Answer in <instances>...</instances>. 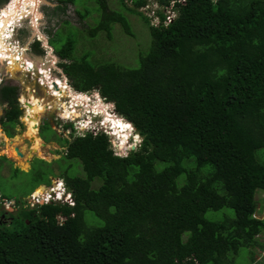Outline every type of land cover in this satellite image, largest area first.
<instances>
[{"label":"trees","instance_id":"16d2710c","mask_svg":"<svg viewBox=\"0 0 264 264\" xmlns=\"http://www.w3.org/2000/svg\"><path fill=\"white\" fill-rule=\"evenodd\" d=\"M95 1L89 35L110 36L115 22L133 34L123 12ZM131 1L120 3L150 32L138 66L75 58L72 36L61 42L54 32L50 42L70 84L111 101L141 141L120 155L104 132L68 140L51 128L84 176L60 173L72 204L27 206L0 221V264H234L240 249L264 248V217L254 215L264 191V0ZM151 1L174 15L157 9L152 22L140 9ZM17 89L0 86L7 136L22 115ZM224 207L235 215L205 216Z\"/></svg>","mask_w":264,"mask_h":264},{"label":"rangeland","instance_id":"374dc122","mask_svg":"<svg viewBox=\"0 0 264 264\" xmlns=\"http://www.w3.org/2000/svg\"><path fill=\"white\" fill-rule=\"evenodd\" d=\"M49 1L58 2L60 5L54 8L51 12V7H49V5L43 4L40 7L43 18L39 23V25L41 24L39 29L41 33L44 34L42 29L43 26H45V32L49 37L52 36L54 32H57V36L61 39V42L69 38V36H72L75 41V49L73 50V57L75 58H80L83 54L88 53V60L94 65L111 61L116 62L123 67H136L139 65L140 56L145 54L149 48L150 32L148 27L142 21L139 15L127 11L121 5L120 0H106V2L110 10L123 12L127 16L131 30L133 32L132 35L125 33L118 22L112 24L110 30L111 37L108 36L107 32L104 30L98 31L94 36L89 35L86 29L95 25L98 20V13L94 11L95 7L97 6L95 0H75L74 4H63L60 2L61 0ZM124 1L127 6L132 7L133 4L131 0ZM2 5H4L3 2L0 3V7ZM86 8H88L90 11L89 15L83 19L79 18L77 10L83 11ZM140 9L145 15L152 17L151 21L156 23L158 21L155 14L157 9L163 10L166 14L172 13L169 10V7L165 9L153 1ZM47 11H49L50 15L47 13ZM171 15L173 16L174 14L172 13ZM65 20H68L70 24L67 25V22H63ZM23 25L24 29L17 35L20 40L22 39V43H25L29 38V28L27 26V22L23 23ZM72 25L80 29H75ZM81 29H84V31ZM9 31L10 30L6 32V36L9 35ZM61 42H59L57 45H60ZM8 52L10 51L8 50ZM27 53L29 58H35L37 60L38 56H43L34 50H30ZM0 57L2 61L3 58L9 57V54L4 57V52L0 50ZM42 61H44L45 65H47L46 59H39L35 64L41 63ZM36 66H39V64ZM11 67L15 68L10 70L9 68ZM39 73L40 70H34L29 73L22 72L21 68H19L15 61H12V64L9 62V60L8 62L4 61L3 64H0V78L2 80L1 85L15 84L18 87V100L26 107L23 109L24 115L19 118L20 120H23V124H16L14 126V133L12 136L6 135L4 128L0 123V157L5 156L7 158L6 160L0 158V195H2V197H0V210L3 209L4 211L8 212L12 211L14 216L17 215V213L21 210H17L19 207L13 206L12 203L15 201L21 202V200L24 203L26 198L28 196L30 197L28 194L33 188L37 186L36 191H39L41 188V186H39L40 183H50V176L60 177L61 171L65 169H67L71 175L84 176L81 161L78 158H64L62 155L64 149L66 148V141H57L54 138L52 132L54 130L62 138H66L68 140H71L73 135L82 134L86 126L82 128H76L75 125L73 127H64L65 124L74 122H65L57 117V114H60L63 108L61 107V104L69 106L72 103V105H77V109H80V113L76 109L72 112L68 109L67 115V117L76 118V116L83 114V112H87L86 107L84 105H80V101H82L86 95L89 99L88 102H90L94 97H96L94 101H96L98 98V93H96V91L79 92L71 86L69 80L61 81L63 75L54 67L51 68V74L53 77L50 76L49 79H46L44 74L45 78L40 77L41 84L37 82L36 77ZM33 75L34 77H32ZM53 78L60 80L58 82L59 87L57 91L59 92V90H65L64 92L59 93L60 97H58L59 94L55 96L54 89L49 88L51 85H47V81ZM66 83L68 84L73 95L67 94ZM55 97H58V101L54 100ZM72 98L76 101H73ZM3 106L4 104L0 103V117L4 111ZM109 111L112 110H108V112ZM32 118V121L36 123V132L33 134L30 132ZM108 119L113 122L112 114L108 115ZM91 120L92 122L87 126L86 129H89L94 125L99 126L98 122H95L93 117H91ZM38 122L39 130L37 131ZM20 129H23L22 133H19ZM132 130L134 131L133 127ZM132 130L128 133V135L132 132ZM35 139H40L41 141L43 140L46 143L42 144V148L45 153L44 155H38L35 153ZM140 141L141 136H139L137 133L131 136L128 141L125 139V142L123 143L121 140L116 141L113 144L114 150L116 151L115 153L124 155L129 149H131V146H134V148L137 147ZM15 146H18L22 152L26 154H24L22 158H31L32 161L30 163H23L24 159L22 160L21 157H18L15 154L13 149ZM56 150L59 151V153H57ZM39 159H44L45 161L49 162L47 165L44 164L47 166V168L42 165V162H40ZM14 167L19 168L21 171L14 173ZM219 191L222 192V189L219 188ZM255 195L257 201H259L257 206L260 204L264 205V191H257ZM8 198L9 200H5ZM27 201L31 202L33 206L35 205L33 200L27 198ZM260 208L263 209V206H260ZM259 211L260 212L256 213V216H262L263 218L264 213L262 210ZM11 214L12 213H6V217L10 216ZM86 215L89 217L92 216L90 212H87ZM224 215L234 216L235 213L233 209L228 207L218 210H208L205 213L207 218L213 220H219L223 218ZM14 216L12 217L14 218ZM8 220L0 218V221L3 222H8ZM258 239L264 243V233H260ZM233 262L234 264H264V248L259 250L240 249L238 251L237 257L233 259Z\"/></svg>","mask_w":264,"mask_h":264},{"label":"water","instance_id":"95a60500","mask_svg":"<svg viewBox=\"0 0 264 264\" xmlns=\"http://www.w3.org/2000/svg\"><path fill=\"white\" fill-rule=\"evenodd\" d=\"M11 1L12 0H7L4 3V5L0 7V10L2 8H6L7 6H9ZM24 2H27V5L23 7L22 4ZM13 3L17 4L18 7L16 8L15 12L11 11L10 15H9V11L6 13L9 18H7V16H5V14L2 11H0V16L3 15V17L6 18L4 20V25L7 27L6 30L10 29L9 31L10 33L8 36H6V30H5V33L2 34V36L4 37L2 38L0 36V44H1V41L3 40L4 45L8 48V50L11 53L10 57L3 58L2 61L0 57V64H3L4 61L8 62V60L12 57L13 59H15V62L17 63V65L21 68L22 72L29 73L34 70H40V73L36 77L45 78L46 76V79H49L50 76L53 77V75L51 74V68L54 67L55 69L62 71L61 68L56 66V62H59L60 58L52 52V48L48 44L47 38L45 37L44 34L41 33L39 29V26L41 25V24L39 25V23L43 18L40 7L43 4L54 6L56 3H53L49 0H13ZM11 7H14V5H12ZM22 10H26V11H23V14H21ZM27 10L29 11L27 12ZM25 22H27V26L29 28V35H28L29 38L28 40H26L25 43L21 44L17 38V30L18 28L23 27L24 26L23 23ZM1 27L2 26L0 25V28ZM35 39H38L41 42V46L45 50H47V53L44 54L42 57L38 56V60L46 59L47 65H45L44 61H42L41 63H37L39 64V66H36L37 64L35 63L38 60L35 58L32 59L28 57L27 50L29 49V45ZM21 64H23L22 67H21ZM62 75L64 77L63 80L65 81L67 77L63 72H62ZM32 77H34V75ZM54 86L56 87L55 83H54ZM37 129H39V125H37ZM22 132H23V129L19 130V133H22ZM132 148H134V146H131V149ZM14 151H15L16 156L18 157L24 156V153L20 151L19 147L15 146ZM26 161L30 163L31 158L27 159ZM40 186H45V184H40ZM263 213H264V208H263ZM254 215L256 216V213H254ZM256 217H258L259 219H262V216H256Z\"/></svg>","mask_w":264,"mask_h":264},{"label":"clouds","instance_id":"9594fccd","mask_svg":"<svg viewBox=\"0 0 264 264\" xmlns=\"http://www.w3.org/2000/svg\"><path fill=\"white\" fill-rule=\"evenodd\" d=\"M7 1V0H6ZM5 1V2H6ZM5 2H3V3H5ZM170 20V19H169ZM44 35H45V37L47 38V42H48V44L51 46V48H52V52L55 54V55H57V53H56V51H55V48H54V46L51 44V42L49 41V39L51 38H49V36H47L45 33H44ZM34 41H38L39 42V46L42 48V52H38L40 55H44V54H46L47 53V50H45L42 46H41V42L38 40V39H35V40H33V42ZM32 42V43H33ZM31 43V44H32ZM58 56V55H57ZM59 57V56H58ZM60 58V57H59ZM61 61H64L63 59H61L60 58V61L59 62H56V66L57 67H59V68H61L60 66H59V63L61 62ZM62 69V68H61ZM59 71V70H58ZM61 74H62V72L63 71H59ZM67 77V76H66ZM64 79V77L61 79V81ZM65 80H68V78L67 79H65ZM45 83V82H44ZM67 84V83H66ZM68 85V84H67ZM56 86H57V83H56ZM90 91H96V93H98V98H97V100L96 101H94V99L96 98V97H94L90 102H88V96L86 95H84L85 97H84V99L82 100V101H84V103H85V105L84 106H86V109H87V112H83V114H80V115H78V116H76V118H70V120H62V121H65V122H71V121H73L74 123H72V127L74 126V125H77V120L78 119H84L85 117L86 118H88L89 116V120H90V122H89V124L88 125H90V123L92 122V120H91V117H93L94 118V121L95 122H98V124H99V126H101V128H100V130L99 131H97V132H104V133H106L109 137H110V141H111V143H112V146H113V144L116 142V141H118V137L115 135V133L113 132V130L111 129V126H112V124L109 122V121H106L107 120V117H108V110H112L113 111V113L114 114H116V115H119L116 111H115V108H114V104L111 102V101H108V100H106L105 99V97H103L97 90H90ZM90 91H85V92H90ZM79 92H83V91H79ZM80 94V93H79ZM81 106H83V105H81ZM62 107V106H61ZM62 111V110H61ZM77 111L79 112L80 111V109H77ZM80 113V112H79ZM59 114V113H58ZM57 114V117H59V115ZM120 116V115H119ZM121 117V119H124L122 116H120ZM97 118V119H96ZM124 120H126V119H124ZM105 121H106V123H105ZM131 123V122H130ZM132 125V124H131ZM76 127V126H75ZM133 127V126H132ZM77 128V127H76ZM87 127H85V129H84V131H83V133L82 134H78V135H83L85 132H87L88 131V129H86ZM134 129V128H133ZM39 129H37V131H38ZM88 132H92V131H88ZM96 132V133H97ZM93 133V132H92ZM135 133H134V131L132 130V132L128 135V137H127V139H126V141H128V139H130V137L131 136H133ZM43 141V140H42ZM44 142V141H43ZM46 144V143H45ZM114 148V147H113ZM60 177H54L52 180H51V183H47V184H45V183H40V184H45V190H39L40 192H45V191H47L48 189H49V187L50 186H53L54 187V191H52V193H57L58 194V198H57V200H50L49 202H42V203H51V202H66L65 201V198H68V196L69 197H71V193H70V191L65 187V185H64V181H63V179L62 178H60ZM62 179V180H61ZM50 182V181H49ZM40 186V185H39ZM37 189V186L35 187V188H33L32 190H31V192L28 194V195H31V193L34 191V190H36ZM2 195H0V197H1ZM27 198H29V196L27 197ZM27 198H26V201H25V203L27 204V206L29 207V205H28V203H27ZM5 200H7V199H5ZM8 200H9V198H8ZM62 200H64V201H62ZM42 203H39V204H42ZM37 205V204H36ZM36 205H34V206H36ZM33 206V207H34ZM259 210H261V208H258ZM257 209V210H258ZM262 212H263V210H262ZM257 213V212H256Z\"/></svg>","mask_w":264,"mask_h":264},{"label":"bare ground","instance_id":"6f19581e","mask_svg":"<svg viewBox=\"0 0 264 264\" xmlns=\"http://www.w3.org/2000/svg\"><path fill=\"white\" fill-rule=\"evenodd\" d=\"M24 4V5H23ZM22 4V6L24 7L25 5H27V2H24ZM12 5H14V7H11ZM18 7V5L17 4H14L13 3V0L11 1V3H10V5L9 6H7L6 8H2L0 11H2L4 14H5V16H7V18H9L8 17V15L6 14L8 11H9V15L11 14V11H13V12H15V10H16V8ZM23 11H26V10H22L21 11V14H23ZM29 10H27V12H28ZM15 15V14H14ZM6 18H4L3 17V15H1L0 16V25L2 26L1 28H0V36L1 37H3L2 36V34L3 33H5V30H6V26L4 25V20H5ZM8 30H10V29H7L6 30V32L8 31ZM0 50L1 51H3L4 52V57L6 56V55H8L9 54V57H10V55H11V53L10 52H8V49H7V47L4 45V43H3V40L1 41V44H0ZM12 61H15V59H13L12 57L9 59V62H11V64H12ZM22 65L23 64H21V67H22ZM12 68L14 69L15 67H11V68H9L10 70H12ZM20 68V67H19ZM43 82V81H42ZM66 92H67V94H71V95H73V93H71V91L69 90V88H67L66 87ZM65 90H59V92H57V91H55L54 90V94H55V96L57 95V94H59V93H61V92H64ZM58 97H60V94H59V96ZM58 97L56 98L55 97V101H58ZM62 105V111L60 112V115H62V116H67L68 115V106H66V105H64V104H61ZM109 114H112V116H113V122L110 120V119H108V117H107V120L106 121H109L111 124H112V126H111V129L113 130V132L115 133V135H118L117 137H118V141L119 140H121L122 141V143L123 142H125V139H127L126 137L128 136V133L132 130V125H131V123L129 122V121H127V120H122L121 119V117L120 116H118V115H116V114H114L113 113V111H109L108 112V115ZM89 118V117H88ZM39 119V118H38ZM106 121H105V123H106ZM85 125V124H84ZM31 130H30V132L33 134L34 132H36V123H34L33 121H32V123H31ZM4 133V132H3ZM35 136V135H34ZM138 137V136H137ZM7 138V137H6ZM35 142H36V145H35V147H34V151H35V153H37L38 155H44L45 153H44V150H43V148H42V144H44V142H42L40 139L38 140V139H35L34 140ZM39 142V143H38ZM18 147V146H17ZM13 149H14V147H13ZM20 149V148H19ZM20 151H22L21 149H20ZM25 154V153H24ZM26 155V154H25ZM22 158V157H21ZM24 158H22V160H23ZM28 158H25L24 160H23V163L24 162H28V161H26ZM22 160H20V161H22ZM45 186H41V188L39 189V190H45ZM39 192V191H38Z\"/></svg>","mask_w":264,"mask_h":264},{"label":"built area","instance_id":"2783aa9c","mask_svg":"<svg viewBox=\"0 0 264 264\" xmlns=\"http://www.w3.org/2000/svg\"><path fill=\"white\" fill-rule=\"evenodd\" d=\"M40 80V77H37V82L39 83V84H41L40 82H41V80ZM60 80L59 79H57V78H55V79H50L49 81H47V85L48 86H50L51 85V87H49L50 89H54L55 91H57L58 90V87H59V82ZM1 82H2V80H1V78H0V85H1ZM45 82H46V80H45ZM44 83V82H43ZM54 83L56 84L57 83V87H55L54 86ZM66 86V85H65ZM72 86V85H71ZM67 87L69 88V86L67 85ZM73 87V86H72ZM70 90V89H69ZM71 91V90H70ZM58 92V91H57ZM72 100L73 101H76V100H74L73 98H72ZM78 101H80V100H78ZM81 102V104L80 105H85V103H84V101H80ZM79 102V103H80ZM67 106V105H66ZM86 107V106H85ZM71 112L72 111H74L75 109L77 110V105H72V103L67 107ZM59 115V118L60 119H62V120H70V118L71 117H67V116H62V115H60V114H58ZM77 125H75L77 128L79 127V128H82V127H84V126H88V124H89V122H90V120L88 119V118H84V119H78L77 121ZM85 124V125H84ZM100 128H101V126H98V125H94V126H92V127H90L89 129H88V131H92L93 133H96L97 131H99L100 130ZM52 191H54V187L53 186H50L49 187V189L47 190V191H45V192H38V191H36V190H34L32 193H31V195H30V197H29V199H31V200H33L34 201V203H35V205L36 204H39V203H42V202H49L50 200H57V198L59 197L58 196V194L57 193H52ZM62 201H64V200H62ZM65 201L66 202H68V203H70V204H72L73 203V201H72V199H71V197H69L68 196V198H65ZM27 203H28V205H29V207H33V205L31 204V202H28L27 201Z\"/></svg>","mask_w":264,"mask_h":264},{"label":"flooded vegetation","instance_id":"af4514ba","mask_svg":"<svg viewBox=\"0 0 264 264\" xmlns=\"http://www.w3.org/2000/svg\"><path fill=\"white\" fill-rule=\"evenodd\" d=\"M51 2H53V3H56L54 6H49V7H51V10H50V12L51 11H53V9L54 8H56V7H58L60 4L58 3V2H54V1H51ZM60 10V9H59ZM47 13L50 15V13H49V11H47ZM51 14H54V13H51ZM24 29V27H20V28H18V30H17V34L20 32V31H22ZM42 29V28H41ZM43 32L47 35V33L45 32V26H43ZM48 36V35H47ZM51 37V36H50ZM49 37V38H50ZM17 38H18V35H17ZM18 40L20 41V43L22 44V39L20 40L19 38H18ZM49 41H50V39H49ZM35 42V41H34ZM33 42V43H34ZM32 43V44H33ZM32 44H30L29 45V49L27 50V52H29L30 50H34V48H33V46H32ZM38 53V52H37ZM27 102V101H26ZM18 103H19V106L21 107V109H22V115H24V112H23V109H25L26 107H25V105L23 104L22 105V103H20L19 102V100H18ZM4 104V106H6V104L5 103H3ZM4 106H3V108H4ZM22 115H20V117H22ZM29 115V114H28ZM19 117V118H20ZM28 117V116H27ZM20 120V119H19ZM32 120H33V118L31 119V122H32ZM20 124H23V120H20ZM38 125H39V122H38ZM21 130V129H20ZM39 136V135H38ZM31 161H32V159H31ZM30 161V162H31ZM50 175V174H49ZM49 175H48V177H49ZM54 177L53 176H50V183H51V180L53 179ZM2 197V196H1ZM21 200V199H20ZM17 203H19V204H17ZM13 204V206H16V207H19L17 210H20V209H23V208H26L27 207V204L25 203V201H24V203H23V201L21 200V202H14V203H12ZM15 208V207H14ZM13 210V209H12ZM2 211V212H1ZM6 213H12V216L14 215L13 214V212L12 211H10V212H8V211H4L3 209L2 210H0V218L1 219H7L8 220V218H9V220H8V222L9 221H11V219L13 218L11 215L10 216H7L6 217Z\"/></svg>","mask_w":264,"mask_h":264},{"label":"crops","instance_id":"0c3cea01","mask_svg":"<svg viewBox=\"0 0 264 264\" xmlns=\"http://www.w3.org/2000/svg\"><path fill=\"white\" fill-rule=\"evenodd\" d=\"M260 206H263V208H264V205L263 204L262 205L260 204V205L257 206V209H258V207L260 208ZM261 210H263V209H261Z\"/></svg>","mask_w":264,"mask_h":264}]
</instances>
